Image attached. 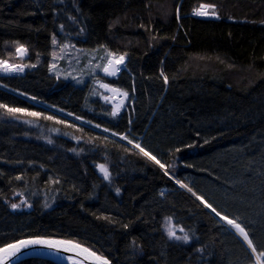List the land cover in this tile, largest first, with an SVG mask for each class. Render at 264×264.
<instances>
[{
    "label": "trees",
    "instance_id": "trees-1",
    "mask_svg": "<svg viewBox=\"0 0 264 264\" xmlns=\"http://www.w3.org/2000/svg\"><path fill=\"white\" fill-rule=\"evenodd\" d=\"M202 4L216 17H194ZM65 49L124 56L98 76L128 93L118 115L90 81L57 78ZM0 60L24 66L0 74V247L44 237L110 264H264V0H0ZM9 115L54 148L21 139Z\"/></svg>",
    "mask_w": 264,
    "mask_h": 264
},
{
    "label": "rangeland",
    "instance_id": "rangeland-1",
    "mask_svg": "<svg viewBox=\"0 0 264 264\" xmlns=\"http://www.w3.org/2000/svg\"><path fill=\"white\" fill-rule=\"evenodd\" d=\"M209 11H211L210 8H209ZM215 17L216 16H212V15L200 16V18H206V19L215 18ZM16 54H17V57L19 58H25L26 56V54L21 56V54L17 52ZM59 55H58L59 58H57V60L54 61V65L52 67V71L56 72L57 78H60L63 81H71L77 85H83L86 81H90L92 85L95 87V89H97L100 92L101 100L107 105L113 107V109L116 108L115 112L116 110H120L121 108H124L126 106V104L128 103V97L121 95V93L123 92L112 91L110 89H116V88L108 85L107 83H103L101 80H98V76H103L107 79L115 78L117 74L119 75L122 72V70L125 68V60H124V63L122 64V69L117 74L110 76V75H107L103 71V67L107 66L108 60L110 58H108L107 55L101 51L87 53L84 55H78L72 52L71 50L65 49V50H62L59 53ZM22 72H12V73L20 74ZM0 74L4 75L6 73L0 72ZM104 84L108 85V89L102 86ZM120 97L123 98V102L122 104L118 105L117 101H119ZM114 100H116V102ZM113 114L116 115V113L114 112ZM3 120L6 122H11V123H15L18 125H22V127L24 128V132L20 136L21 139L42 143L45 146L54 148L53 142L50 139H48L45 135L39 134L36 131V129L33 127L32 123L22 121L21 119H18L11 115L4 116ZM199 202L205 207L204 203H202L201 201ZM205 208H207L210 211L209 207H205ZM168 226L173 227V230L176 232V235L180 236L179 229L174 227L172 225V222H171V225H166V222H165L164 230H166V227ZM226 226H228L234 233H236L229 225H226ZM171 239L174 241H177L174 238H171ZM255 264H260V261L257 259Z\"/></svg>",
    "mask_w": 264,
    "mask_h": 264
},
{
    "label": "snow or ice",
    "instance_id": "snow-or-ice-1",
    "mask_svg": "<svg viewBox=\"0 0 264 264\" xmlns=\"http://www.w3.org/2000/svg\"><path fill=\"white\" fill-rule=\"evenodd\" d=\"M210 7H211L210 5L202 4L200 6V9L194 10L193 14L197 15V16H208V15L216 16V12L214 9L209 11ZM52 43L54 45L56 44L55 38H53ZM65 47H67V46H65ZM16 51H17V53L21 54V56H23L24 54H26L27 49H25V47L23 45H17ZM108 56L110 57V59L108 60L107 66L103 67V71L108 75H115L116 72L119 71V68L116 67V65H122L124 63V56L121 55V56L117 57L111 52L108 53ZM23 70H24V66L16 65V64H9L7 61L0 60V72L11 73V72H22ZM165 81H167L166 77H165ZM102 86L104 88L108 89L107 84H104ZM110 90L119 91L117 89H110ZM121 95L126 97L128 95V93L123 92V93H121ZM8 111L9 112H17V111H21V110L20 109H8ZM31 115H36V114L31 113ZM49 119H50V117H49ZM113 135H115V133H113ZM122 139H126V137H122ZM128 142L132 143L131 140H129ZM134 147L138 148L139 151L144 154V156L148 157V159L153 160L155 163H157L161 169H165V165L163 163H161L155 156H153L149 152L145 151V149L142 148L139 144H135ZM177 151H179V149H177ZM100 168H101V171L104 173V178L106 180L109 179V172H108L107 168H105L104 165H101ZM168 174L169 173L167 172V170H165V175H168ZM181 187H186V185L181 184ZM188 190L191 191L190 188ZM117 191H119V190H117ZM193 195H195V193H193ZM197 199H200L201 202L205 204V207L211 208V205H209L205 201H203V199L201 197L197 196ZM12 207L15 209V208L19 207V205L13 204ZM212 211L216 212V210L214 208L212 209ZM216 215L220 216V218L222 220H225L227 224L231 225L232 228H234L236 230V232L243 238V240L245 242H247L248 247L251 248L254 253L257 251V249L253 246V240L249 238L248 232H246L245 229L239 223H237L235 220L228 219L226 216H222L219 212H216ZM166 225H171V218H168L166 220ZM166 231H167L169 238H174L176 240H182L185 243H187L189 241L188 235L177 236L176 232L173 230V227H171V226L166 227ZM179 231H183V229H180ZM59 243L66 244L69 246L65 249L66 251H71L73 249H79L80 251L77 253V255L87 253V256H85L84 258L85 259L91 258L96 262V264H108L107 260L103 259L100 256H97L96 253L94 251H91L89 248L82 247V245L80 243H76V242H73L70 240L69 241H60ZM29 244H48V246H50V247L53 246V242L45 241V240H31V241L21 240V241L16 242V243H9V244L5 245L4 247H0V254H2V256H0V262H2V264H8V261L12 258L19 259V257L17 256V253H19L22 248H26ZM260 256L264 257V251L260 252ZM13 264H15L14 260H13ZM73 264H77V262L73 261Z\"/></svg>",
    "mask_w": 264,
    "mask_h": 264
},
{
    "label": "water",
    "instance_id": "water-1",
    "mask_svg": "<svg viewBox=\"0 0 264 264\" xmlns=\"http://www.w3.org/2000/svg\"><path fill=\"white\" fill-rule=\"evenodd\" d=\"M123 70H125V68ZM100 172L102 171L100 170ZM210 211H211V208H210ZM217 217L222 221L220 216H217ZM238 236L240 237L241 240H243V238L240 235ZM21 240H29V241L45 240V241L53 242V246L50 247L48 246V244H29L26 248H22L20 252L17 253V256L19 257V259L12 258L8 261V264H13V260L15 261V264H16L25 259H41V260L52 261L58 264H73V261H76L77 264H96V262L93 259L84 258L85 256H87V253L77 255V253L80 251L79 249H73L71 251H66L65 249L69 246L66 244L59 243L60 241H69V240H63V239H57V238L32 237V238L20 239L16 242H19ZM16 242H13V243H16ZM245 243L247 244V242ZM82 247H85V246L82 245ZM96 255L107 260L105 257L97 253ZM0 256H2V254H0ZM0 264H2V262H0ZM108 264H110L109 261H108Z\"/></svg>",
    "mask_w": 264,
    "mask_h": 264
},
{
    "label": "built area",
    "instance_id": "built-area-1",
    "mask_svg": "<svg viewBox=\"0 0 264 264\" xmlns=\"http://www.w3.org/2000/svg\"><path fill=\"white\" fill-rule=\"evenodd\" d=\"M192 15H193L194 17H200V16H197V15H194L193 13H192ZM114 101L116 102V100H114ZM122 102H123V98L120 97V98H119V101H117V104L120 105V104H122ZM115 109H116V108H115ZM115 109H113V112L116 113V115H118V114L120 113V111L122 110V108H121L120 110H116V112H115Z\"/></svg>",
    "mask_w": 264,
    "mask_h": 264
},
{
    "label": "bare ground",
    "instance_id": "bare-ground-1",
    "mask_svg": "<svg viewBox=\"0 0 264 264\" xmlns=\"http://www.w3.org/2000/svg\"><path fill=\"white\" fill-rule=\"evenodd\" d=\"M116 67H118L119 68V71L122 69V65H116ZM119 71H117L116 72V74L119 72ZM108 75V74H107ZM110 76H112V75H110ZM225 224H227L226 223V221L225 220H222ZM227 225H229V224H227ZM231 228H232V226L231 225H229ZM235 232H236V230L234 229V228H232ZM237 233V232H236ZM238 234V233H237ZM239 235V234H238Z\"/></svg>",
    "mask_w": 264,
    "mask_h": 264
}]
</instances>
